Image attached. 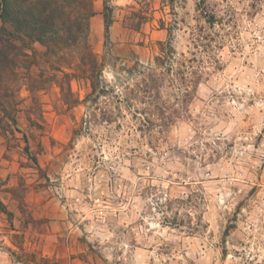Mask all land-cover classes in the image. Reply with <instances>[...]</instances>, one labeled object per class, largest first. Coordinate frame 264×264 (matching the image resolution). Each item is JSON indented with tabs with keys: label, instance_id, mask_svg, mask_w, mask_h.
<instances>
[{
	"label": "rangeland",
	"instance_id": "374dc122",
	"mask_svg": "<svg viewBox=\"0 0 264 264\" xmlns=\"http://www.w3.org/2000/svg\"><path fill=\"white\" fill-rule=\"evenodd\" d=\"M200 1L93 0L107 84L168 40L187 56L199 55L198 35L218 46L219 69L163 135L127 117L75 136L88 106L61 102L65 63L14 42L15 124L0 92V264H264V0H204L213 25ZM140 11L149 18L136 32ZM71 89L80 101L88 92L81 79Z\"/></svg>",
	"mask_w": 264,
	"mask_h": 264
},
{
	"label": "trees",
	"instance_id": "16d2710c",
	"mask_svg": "<svg viewBox=\"0 0 264 264\" xmlns=\"http://www.w3.org/2000/svg\"><path fill=\"white\" fill-rule=\"evenodd\" d=\"M198 7L206 23L213 25L215 17L206 10L204 0ZM95 15L93 0H0V92L4 91L9 105V112L7 109L3 112L12 124L16 123L11 114L16 107L15 97L9 86L21 68L19 49L14 44L20 40L24 44L44 45L47 56L58 57L57 60L65 63L62 69L67 70V73L63 71L66 85H58L61 102L67 108L80 102L88 106L87 114L73 131L75 136L90 131L99 121L118 122L120 129L119 122L127 117L138 124L137 131L150 137L154 133H167L187 113L209 69H219L215 55L218 46H213L212 38L198 35L193 42L199 55L192 52L187 56L177 54L168 40L160 44L159 54L147 65L136 63L124 69L126 77L110 85L103 80V65L92 50L90 21ZM134 16L139 22L130 26L137 32L149 17L143 11ZM101 17L104 38L108 42L112 8L107 2H104ZM72 51L76 52L75 59ZM77 79L85 81L88 88L82 101L74 97L71 89V82ZM0 209L4 210L1 202Z\"/></svg>",
	"mask_w": 264,
	"mask_h": 264
}]
</instances>
